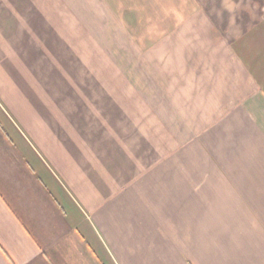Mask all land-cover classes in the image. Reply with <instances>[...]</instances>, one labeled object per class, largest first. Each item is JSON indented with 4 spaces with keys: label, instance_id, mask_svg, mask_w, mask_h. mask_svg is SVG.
I'll return each mask as SVG.
<instances>
[{
    "label": "crops",
    "instance_id": "crops-1",
    "mask_svg": "<svg viewBox=\"0 0 264 264\" xmlns=\"http://www.w3.org/2000/svg\"><path fill=\"white\" fill-rule=\"evenodd\" d=\"M127 1L0 0V264H264V0Z\"/></svg>",
    "mask_w": 264,
    "mask_h": 264
},
{
    "label": "rangeland",
    "instance_id": "rangeland-1",
    "mask_svg": "<svg viewBox=\"0 0 264 264\" xmlns=\"http://www.w3.org/2000/svg\"><path fill=\"white\" fill-rule=\"evenodd\" d=\"M200 1L202 3L203 0H200ZM126 2H128V1L127 0H118V7L124 6V4H126ZM130 2L132 3V0ZM182 2H184V0H182ZM133 3H134V6L139 8L140 15H139L138 18H139V20H142V11H141L142 0H133ZM118 21H120V17H118ZM121 23H123V22L121 21ZM122 28H123V26L121 24H118V35H117V37H118V40H120V42H118V43L123 45L122 49L118 48V51L121 50V54H119V52H118V54L121 57H125L127 55L126 48L124 47V42H125V36L126 35H124L125 31ZM140 57H135V56L133 57V71H142V70L145 71V70H150V69L155 71L156 66L151 68V64L142 65L141 61H139Z\"/></svg>",
    "mask_w": 264,
    "mask_h": 264
}]
</instances>
